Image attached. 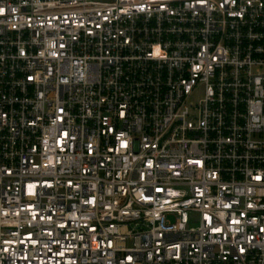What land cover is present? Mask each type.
Instances as JSON below:
<instances>
[{"label":"built area","instance_id":"1","mask_svg":"<svg viewBox=\"0 0 264 264\" xmlns=\"http://www.w3.org/2000/svg\"><path fill=\"white\" fill-rule=\"evenodd\" d=\"M0 264H264V0H0Z\"/></svg>","mask_w":264,"mask_h":264},{"label":"rangeland","instance_id":"2","mask_svg":"<svg viewBox=\"0 0 264 264\" xmlns=\"http://www.w3.org/2000/svg\"><path fill=\"white\" fill-rule=\"evenodd\" d=\"M193 220H194V223L192 225H196V222H197V215H194L193 216ZM129 244V242L127 243V245Z\"/></svg>","mask_w":264,"mask_h":264}]
</instances>
